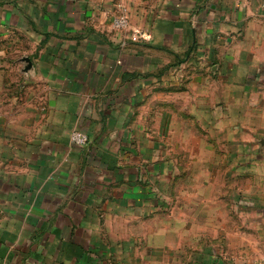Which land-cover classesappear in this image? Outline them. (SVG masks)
Segmentation results:
<instances>
[{
    "label": "crops",
    "instance_id": "obj_1",
    "mask_svg": "<svg viewBox=\"0 0 264 264\" xmlns=\"http://www.w3.org/2000/svg\"><path fill=\"white\" fill-rule=\"evenodd\" d=\"M194 123L202 159L264 170V0H0V264H164L171 236L186 250L193 218L163 235L171 171L156 168ZM259 200H201L199 238L216 224L217 251L189 263L264 264Z\"/></svg>",
    "mask_w": 264,
    "mask_h": 264
},
{
    "label": "rangeland",
    "instance_id": "obj_2",
    "mask_svg": "<svg viewBox=\"0 0 264 264\" xmlns=\"http://www.w3.org/2000/svg\"><path fill=\"white\" fill-rule=\"evenodd\" d=\"M186 129L190 132V136H188L189 143L177 144L178 149L172 151V136L169 137L168 140L170 139V141L165 142L167 149L164 152V156L158 162L159 167L156 168V170L171 171L166 172L165 178L162 176L158 180L161 181L162 187V192L160 195L158 193V196L161 200L159 225L161 230H164L162 232L163 235L169 231V227L172 230V216L193 218V222L180 223L182 231L186 234V238L182 234L183 238L180 242L182 246L184 243L186 244V250L183 251L182 247V249L180 248L181 252L173 254L171 236L169 244L165 243L171 249L164 247L162 250L161 261L164 264L166 262L172 263V259H176L175 264H190V260L185 254H192L193 259H197L196 251L200 252V250L207 249L216 253V224L210 225L209 230H212V232L208 233L205 238H199L201 235L200 219L197 221L194 216H199L201 213L200 210L196 212L197 207H195L197 204L201 205V200L209 199L213 204L220 199L238 200L240 202L237 204L240 205V209L238 210L243 213L248 211V209L260 210L261 208L256 205V201L264 198V170H259L256 177L249 175V170H247L248 160L233 159L231 153L225 159L216 157L202 159L200 157V147L201 145L205 147V144H201V137L207 138L208 135L199 126V123H194ZM210 145L214 148L216 147V144L212 143V140L210 141ZM230 147H232V144H230ZM215 152L214 149L213 154H216ZM236 163L241 168L235 169L234 175H232L230 172L234 169L233 165H236ZM155 191L156 194L157 189ZM152 225V220H148V229H151ZM195 234L197 237L193 239V235ZM131 251L126 256L127 260L128 262L135 263V258L140 255L134 249ZM185 257L188 259H185Z\"/></svg>",
    "mask_w": 264,
    "mask_h": 264
},
{
    "label": "built area",
    "instance_id": "obj_3",
    "mask_svg": "<svg viewBox=\"0 0 264 264\" xmlns=\"http://www.w3.org/2000/svg\"><path fill=\"white\" fill-rule=\"evenodd\" d=\"M121 9V7L119 6ZM128 26V17L127 14L123 12H119L118 15L113 20V27L117 30L125 29ZM133 41H137L140 39H146L144 35H135L133 36ZM71 143L72 145L83 148L88 145L89 137L86 133L81 131H74L71 134Z\"/></svg>",
    "mask_w": 264,
    "mask_h": 264
}]
</instances>
